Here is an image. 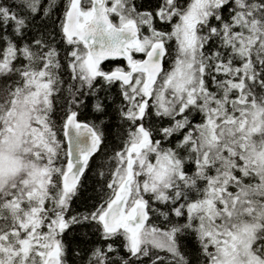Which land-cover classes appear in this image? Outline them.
<instances>
[{"label":"snow or ice","instance_id":"snow-or-ice-1","mask_svg":"<svg viewBox=\"0 0 264 264\" xmlns=\"http://www.w3.org/2000/svg\"><path fill=\"white\" fill-rule=\"evenodd\" d=\"M0 264H264V0H0Z\"/></svg>","mask_w":264,"mask_h":264},{"label":"trees","instance_id":"trees-1","mask_svg":"<svg viewBox=\"0 0 264 264\" xmlns=\"http://www.w3.org/2000/svg\"><path fill=\"white\" fill-rule=\"evenodd\" d=\"M97 162L100 163V162H102V161H99V160H98ZM89 175H91V173H90Z\"/></svg>","mask_w":264,"mask_h":264}]
</instances>
